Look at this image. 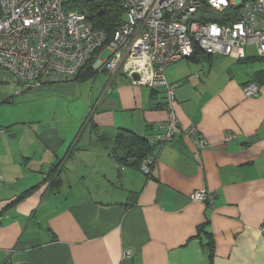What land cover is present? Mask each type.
<instances>
[{
    "label": "crops",
    "instance_id": "1",
    "mask_svg": "<svg viewBox=\"0 0 264 264\" xmlns=\"http://www.w3.org/2000/svg\"><path fill=\"white\" fill-rule=\"evenodd\" d=\"M246 48L165 70L179 127H195L203 148L182 135L151 144L168 119L164 91L121 74L23 91L81 99L67 119H9L2 107L0 264H264V59ZM124 131L151 146L148 176L117 150ZM196 191L214 204L191 201Z\"/></svg>",
    "mask_w": 264,
    "mask_h": 264
},
{
    "label": "built area",
    "instance_id": "2",
    "mask_svg": "<svg viewBox=\"0 0 264 264\" xmlns=\"http://www.w3.org/2000/svg\"><path fill=\"white\" fill-rule=\"evenodd\" d=\"M111 1L123 13L108 38L83 12L67 8L68 0H0V83L16 87L18 94L21 87L71 81L88 66L97 73L121 74L134 85L164 91L168 119L151 144L182 135L197 149L205 147L195 127H179L175 87L167 81L165 69L197 49L208 56L241 60L252 45L264 59V0ZM230 9L237 11L236 17H226ZM260 88L250 82L243 94L256 97ZM150 162L144 161V172ZM189 198L214 204L206 191Z\"/></svg>",
    "mask_w": 264,
    "mask_h": 264
},
{
    "label": "trees",
    "instance_id": "3",
    "mask_svg": "<svg viewBox=\"0 0 264 264\" xmlns=\"http://www.w3.org/2000/svg\"><path fill=\"white\" fill-rule=\"evenodd\" d=\"M67 8L87 13V17L94 23L95 27L105 32L108 38L112 35L115 24L120 21L121 15L123 13L120 6L111 0H68ZM84 10L88 12H85ZM229 12L226 13V17L229 15L231 18L236 17L237 11L235 9H230ZM216 18L217 17L213 18V21L218 22V20H215ZM200 55L208 56L197 49L188 59L195 61ZM96 74L97 71L91 70L88 66L81 74L76 77V79L71 80V82H83L88 79H93ZM118 138L120 141L116 143V147H118L117 150L124 153L125 156L134 159V165L137 168L142 169L144 161L148 159L153 161L152 158H148L152 154V150L150 148L151 146L143 144L141 142L142 138L137 137L130 131H124L123 135L118 136ZM151 166H153L152 162L146 166L148 168L147 172H145L147 176L151 172ZM49 182L51 188H55L59 184L60 180L54 178L50 179ZM30 192L31 190L26 191L25 196L30 194ZM209 237L210 235H208V238Z\"/></svg>",
    "mask_w": 264,
    "mask_h": 264
},
{
    "label": "rangeland",
    "instance_id": "4",
    "mask_svg": "<svg viewBox=\"0 0 264 264\" xmlns=\"http://www.w3.org/2000/svg\"><path fill=\"white\" fill-rule=\"evenodd\" d=\"M84 11L88 12L86 10H84ZM84 14L88 16L87 13H84ZM251 46H249V47H251ZM250 50L252 51L251 48H250ZM247 51H248V48L245 49V52H247ZM107 56H108V53L105 52L103 54V58L105 59ZM169 66H167V67H169ZM68 82H71V81H68ZM89 83L91 84L92 80L83 82V83L79 84V86L83 85L84 87H88ZM55 84H57V83H55ZM41 86H43V85H40V86L34 85L33 87H29V88L21 87L22 88L21 90L18 89L20 91V93L17 94V92H16L17 88L16 87H14L12 85L0 83V92L3 96L2 99L0 100V103H1V101L3 102V100L10 98L14 104L13 106H6L7 104L0 105V109L2 107H8L7 108V114H2V115H4V116L7 115L9 117V119L15 118L17 116H25L28 118H30V117L31 118H39L40 117L39 112H41L42 116L48 115L51 113V117L53 119H57V120H59L60 115L63 114L64 119H67L68 116L65 113H67L68 111L71 112L73 110L74 105L81 103V99H77L75 97L69 98V97H65V96L57 94V93H53V94H50V95L45 96V97L40 96V95L26 96L27 94L23 93V91L25 89H35V88H39ZM83 86H81V87H83ZM242 91H243V89H242ZM40 110H42V111H40ZM53 112H57V113L55 115H53ZM82 123H83V119L81 121H79V125L78 126L76 125V127H75V129H73V131L76 132L77 130H84V129L80 128ZM56 126H58V124ZM65 169H66V167H65ZM65 169H64V172H65ZM64 172L62 171V173H64Z\"/></svg>",
    "mask_w": 264,
    "mask_h": 264
},
{
    "label": "water",
    "instance_id": "5",
    "mask_svg": "<svg viewBox=\"0 0 264 264\" xmlns=\"http://www.w3.org/2000/svg\"><path fill=\"white\" fill-rule=\"evenodd\" d=\"M132 79H133L134 81H136V80H138V76H137V75H132Z\"/></svg>",
    "mask_w": 264,
    "mask_h": 264
}]
</instances>
